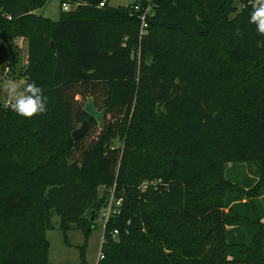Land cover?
<instances>
[{"label": "trees", "instance_id": "trees-1", "mask_svg": "<svg viewBox=\"0 0 264 264\" xmlns=\"http://www.w3.org/2000/svg\"><path fill=\"white\" fill-rule=\"evenodd\" d=\"M46 1L0 0V42L26 38L24 78L48 97L47 111L31 118L0 102V264H52V216L63 231L80 225L78 203L98 211L97 187L113 184L122 211L106 224L96 264H208L216 250L245 262L260 241L264 260V226L254 230L264 223V182L246 200L213 194L231 162H254L264 181V34L250 22L254 0L239 8L234 0H59L75 8L57 20L34 12ZM90 96L105 110L103 127L83 108ZM83 120L87 130L74 140ZM228 217L237 223L221 241L210 238L206 249L209 235L189 241L190 224ZM92 228L87 220L83 233Z\"/></svg>", "mask_w": 264, "mask_h": 264}, {"label": "rangeland", "instance_id": "rangeland-1", "mask_svg": "<svg viewBox=\"0 0 264 264\" xmlns=\"http://www.w3.org/2000/svg\"><path fill=\"white\" fill-rule=\"evenodd\" d=\"M132 1L134 0H110L109 4L117 7L126 5ZM233 2L238 8L241 6L238 0H234ZM64 3L67 4V9H63V3L60 4L59 0H47L42 7L35 9L34 12L57 20L59 18L60 10L69 11L75 8V5L68 2ZM232 15H234V13H232ZM1 43L2 42H0V86L10 79H15L18 83L26 82L24 78V69L27 64L26 38L17 37L11 39L8 46L2 45ZM13 60L15 62L13 63V67H11L10 63H12ZM0 102L7 105V97L2 90V87H0ZM120 144V140H114V145ZM220 178H222V182H217L215 183V186H213L214 196L222 195L225 192H235V194L243 200H246L255 194L257 190L254 189V187L257 183L264 182L257 174L255 163L250 161L225 164L221 170ZM144 184L145 181H143V185ZM162 186L164 188L166 187L164 185ZM97 195L98 198L106 195V188L103 185L97 187ZM78 205L82 209V221L80 225L75 221H69L68 225L71 228L67 231H63L59 228V217L54 214L51 218V228L46 230V237L49 241L47 257L48 261L52 264H96L97 262L104 233V226L97 219V209H95V206L91 201H82L79 202ZM91 209L94 210V220L91 221L93 228L86 236L83 233V228L87 225ZM236 220V218L228 217L227 220L220 223L190 224L189 229H191V231H189V235L191 237L189 238V241L194 242L201 238L204 239L203 237L205 235H209V238L206 241V249L211 244L209 241L210 238H217L218 241H221L223 233L227 229L236 226ZM261 226H264V223L258 222V224L255 225L254 230L260 232ZM185 230L186 227H183L182 231ZM262 243L263 241L258 243L260 248L256 252L249 251L247 261L245 262L225 260L219 256L218 251L215 249L216 253L212 256V258H215V261H209L208 264H264V260L260 258L262 256Z\"/></svg>", "mask_w": 264, "mask_h": 264}, {"label": "clouds", "instance_id": "clouds-1", "mask_svg": "<svg viewBox=\"0 0 264 264\" xmlns=\"http://www.w3.org/2000/svg\"><path fill=\"white\" fill-rule=\"evenodd\" d=\"M250 22L264 34V0H254ZM0 87L7 97V106L19 116L31 118L47 111L48 97L35 81L18 83L10 79Z\"/></svg>", "mask_w": 264, "mask_h": 264}, {"label": "built area", "instance_id": "built-area-1", "mask_svg": "<svg viewBox=\"0 0 264 264\" xmlns=\"http://www.w3.org/2000/svg\"><path fill=\"white\" fill-rule=\"evenodd\" d=\"M103 1L99 3V6H103ZM140 5L138 3H134L132 5V9L139 10ZM63 9H67V4L63 3ZM151 13V6L150 4L147 5L141 15H140V33H144L145 28L148 25V15ZM123 206V197L121 195L116 194L115 192V184H113L111 187H108L106 189V195L103 200V203L101 204L99 210L97 211V219L102 223L104 226V230L106 227V224L113 218H117L121 211ZM119 231L117 228H114L111 231V235L116 238ZM104 238V233L102 240ZM101 240V241H102ZM102 255L100 254V251L98 253V259L101 258Z\"/></svg>", "mask_w": 264, "mask_h": 264}, {"label": "water", "instance_id": "water-1", "mask_svg": "<svg viewBox=\"0 0 264 264\" xmlns=\"http://www.w3.org/2000/svg\"><path fill=\"white\" fill-rule=\"evenodd\" d=\"M51 44H52V41H51ZM83 108L87 113H89L90 115H92L96 119V121L100 127L104 126L105 110L104 109L99 110L96 108V106L94 105V99L92 96L87 98ZM86 130H87V121L83 120L82 123L76 129H74L72 131L73 139L77 140L80 137H82L85 134ZM89 220L90 221L94 220V210L93 209H91V211H90Z\"/></svg>", "mask_w": 264, "mask_h": 264}, {"label": "crops", "instance_id": "crops-1", "mask_svg": "<svg viewBox=\"0 0 264 264\" xmlns=\"http://www.w3.org/2000/svg\"><path fill=\"white\" fill-rule=\"evenodd\" d=\"M26 81V80H25Z\"/></svg>", "mask_w": 264, "mask_h": 264}]
</instances>
